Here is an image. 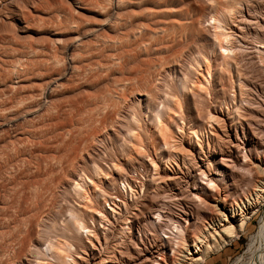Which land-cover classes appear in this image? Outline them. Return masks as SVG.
<instances>
[{
  "label": "rangeland",
  "instance_id": "374dc122",
  "mask_svg": "<svg viewBox=\"0 0 264 264\" xmlns=\"http://www.w3.org/2000/svg\"><path fill=\"white\" fill-rule=\"evenodd\" d=\"M260 12L264 0H0V94L19 90L20 99L35 96L12 113L2 111L7 96L0 98V125L17 119L19 124L7 127L0 155L4 148L11 154L18 148L27 160L18 165L15 154L0 157V208L8 214L0 218V264H113L124 254L133 260L134 250L112 249L121 244V236L131 245L140 239L171 244L168 219L133 216L146 206L167 211L174 203L171 178L198 173L193 168L203 157L196 153L189 123L205 148L209 141V151L240 144L241 126L248 131L250 124L259 129L264 124V69L255 58L261 48L253 47L250 38V28L264 29V17L260 26L250 21ZM229 45L243 71L234 64L225 67L222 48ZM61 77V86L44 96L46 85ZM35 110L43 117L33 122L35 129L33 123L32 128L20 124ZM156 114L165 126L156 123ZM236 131L241 141H235ZM165 136L168 142L173 137L175 149L161 147ZM232 150L243 161V153ZM7 177L20 191L36 186L39 198L24 204ZM247 178L240 171L227 179L240 195ZM193 188L182 195L177 210L197 212L200 222L207 213ZM263 214L232 246L203 264H235L239 257L248 264L250 238ZM78 219L91 234L76 231ZM100 220L104 228L96 223ZM145 222L155 224V235ZM144 230L147 239L141 236ZM105 242L108 246L100 251ZM166 252L171 256L169 248ZM67 255L72 263L64 262Z\"/></svg>",
  "mask_w": 264,
  "mask_h": 264
},
{
  "label": "bare ground",
  "instance_id": "6f19581e",
  "mask_svg": "<svg viewBox=\"0 0 264 264\" xmlns=\"http://www.w3.org/2000/svg\"><path fill=\"white\" fill-rule=\"evenodd\" d=\"M262 13H264V12H262ZM259 14L261 16L254 17L252 20H250L253 25L260 26L259 25L260 24L259 21L262 20L261 18L264 17V14H261V12ZM260 29H258V28H250L251 32H250L249 29L248 30H249L250 36H251V37L250 36L249 37L252 39V42L254 43L253 47L256 48L257 45H258L260 47H257V48H261V51H259V52H261V53H259L260 55L255 57V58H258V60L256 59V61H259L257 63H260V65L264 69V31H262L264 29H262L261 31H260ZM246 41H247V39H246ZM243 44H244V42H243ZM222 49H223V53L225 54L223 56V58L225 60V67H227V69H228V67H230L232 64H234L235 67H237L239 61L237 59L238 57H236V53L234 52V46L232 47L231 45H229L228 47L222 48ZM251 57H249V59ZM252 62H253V60H252ZM252 62H250V63H252ZM248 64H249V62H248ZM27 65H29V64H27ZM260 65L258 66L259 68L261 67ZM238 67H239V65H238ZM29 68H31V67H29ZM237 68H236V70H237ZM237 71L239 73V70H237ZM237 71H235V72H237ZM38 73H39V71H38ZM242 73L244 74L245 72H242ZM48 75H49V73H48ZM67 75H69V77L71 76L68 73H67ZM241 76H242V74H240V79H241ZM260 76H262V75L260 74ZM238 78H239V76H238ZM61 79H62V77L61 78H57V79L54 78V81L52 83H50V85L47 84L46 85L47 87H46L45 91H42V93L44 92L43 93L44 96H46V93L50 95L54 90H56L58 87H60L61 85L59 83V80H61ZM237 80H239V79H237ZM243 89H244V87H243ZM257 89L255 91H257ZM7 92H6V94H4V93L0 94V98H1V95H3V94L5 95V97L7 96V99H5V102L4 101L2 102L1 99H0V101L2 102V103L1 102L0 103L1 104L4 103L2 105V107L4 106L2 111H4L5 113H12L17 108H19V106H22V105L24 106V104H27L30 100H31L30 102H32L35 99L34 94H31L34 97V99H32L33 97L30 94H29V97L31 99L30 98L28 99L27 98L28 94H25V95H27V97L25 96V99L27 98L28 102H27V100L24 102L23 100H25V99H20V98H24V97L21 96L22 95L21 91L18 90V94L20 92L19 95L17 93H15V90H14V92H11V91H9V93H7ZM234 95H236V94H234ZM239 95H240V93H239ZM258 95H260V94L258 93ZM3 96H2V98H3L2 100H4V98H5ZM23 96H24V94H23ZM145 96L149 97L148 94H146ZM242 96L243 95H241V99H242ZM234 97H236V96H234ZM36 98H37V95H36ZM41 98H43L42 95H41ZM243 100L244 99H242V101ZM242 101H241V103H244ZM245 101L247 102L248 99L245 100ZM30 102H29V104H30ZM38 110H39V108H38ZM238 111H239V109H238ZM4 112H2V113H4ZM38 112H40V111H36L35 110L32 113H26L24 118L20 119V120H22L20 122V124L23 125V123H26L25 125L28 124V127L30 128L31 124L34 121L38 120V117L39 118L42 117L41 113H38ZM39 114H40V116H39ZM111 114L112 113L109 114L110 118H111V116H110ZM158 115H157L158 119L156 120V123H157V121H159ZM263 115H264V112H263ZM237 116H238L239 120H241V121L245 120L242 116H240V114L237 115ZM109 117L107 115V118H109ZM17 123H18V119L17 120H11L7 125H0V139L3 138L2 136L4 134L6 135L7 127H8V129H10L12 127L17 128L18 125H19ZM58 123L60 124L59 121H58ZM260 123H262V121ZM260 123L259 124L257 123L260 126V129L256 128V127H253L252 124H250V125H248L249 126L248 127V131L245 130L243 128V126H241V130H242L241 131L242 132L241 135L243 137V140H242V142H240V144L239 143L238 144L237 143H231V144L229 143L230 145L227 147V145L225 146V144H226L225 143L222 147H220V146H219V148L218 147L217 148L213 147L212 151L208 150V148H210V146H211L210 143L208 144L209 141L207 142V148H205V145H203L202 140L199 138L197 130L194 128L192 123H189L188 126H187V129H188L190 135L192 136L191 139L192 138L195 139V142H196L195 145H196V147H198V151H197V148H196V153L198 152V155L203 157V158H200L201 163H200V165H199V163L197 164L198 167L196 165L197 159L194 160V162H196L195 163L196 166L193 165L195 167L193 169L195 170L196 168H198V173L194 174L195 172H193L192 174H190L191 172L189 173V170H188L189 174L188 173H186V174L190 175L189 178H183L182 175H181L182 177H177L178 174L176 175L177 178L172 177L173 180L171 178V181H173V183H172L173 185H172V189H171V195H172V197H174V200H173L174 203L172 204L173 206H171V208H167L168 209L167 211H165L166 210L165 208L162 209L161 207H160L161 209H158V210L154 211L155 209L154 210H153V208H151V209L149 208L148 209V208H146L147 207L146 206L145 207L147 209L146 211H143L145 208L144 209L141 208L142 211L141 212L139 211L140 214L138 213V214H135L133 216L134 217L133 219L137 220V218L139 219V217L145 213L147 219H150V221H151V219H155V218H153V216L154 217L157 216L156 217L157 220H160V221H161L162 218L163 219L164 218L168 219L171 222V227H168V228L166 227V228L169 229V231H171V238L169 236L168 237H164V238L165 239H169L170 238L171 239V244L167 240H166L167 242L156 241V240L154 242H153V240L147 242V241H143V239L142 240L140 239V241L138 240L140 244L134 243V245H131L130 244V239H128V238L126 239L125 236H121V233L123 234V229H122V232L119 233V235L121 236V240H122L121 244L119 243V245H117V246L114 245V247H112V249L114 250V248H118V246H121L123 250L124 249L126 250V252H127V250H129V251L130 250L131 251L134 250L135 251V255H132V257L134 256L133 260H129V259H126L127 256H125V254H124V256L123 255L121 256L124 259L119 260L118 262L115 261V263L112 261L113 264H203L212 255H215L217 253L223 252L228 247L232 246L233 243L236 240H238L241 235L245 234L247 232L248 228H249V225H250L251 221L255 217H257L260 212H262L264 210V124L261 125ZM29 124H30V126H29ZM159 124L164 125V124H162L161 121H159ZM58 126H56V127H58ZM31 128H32V126H31ZM33 128L35 129L34 123H33ZM211 136H213V135H211ZM133 137L136 138V136H132V138ZM234 138H235V141L239 139V132L236 131V133L234 135ZM208 139L210 140L209 136H208ZM163 140H164V143H163V146H161V147H167L168 148V146L171 144L172 148H174V149L176 148L175 147L176 143H175V141H172L173 140L172 136H171V140L169 139V142H168V137L167 136H165ZM211 141H213V139H211ZM20 144H19V147H20ZM14 146H16V145H14ZM14 146L12 145V148H14ZM22 146H23V144H21V147ZM25 147H27V146H25ZM226 147L229 148L230 150L227 151ZM8 149L6 148L5 152L3 150H2L3 152L1 151V154L5 153V156L3 154L0 155V157L2 156L1 158H3V156H4L5 159H9V157L7 158V156L9 154L10 155L15 154L14 157L15 158L18 157L20 159L19 162L17 161L18 165H20V162H22V163L25 162L26 159L24 160L23 158H20L21 157V152L17 151L18 148H17V150L13 151V152H15L13 154H11V152H12L11 150L12 149L8 151L9 154L6 153L7 152L6 150H8ZM25 149H23V150H25ZM232 149H234L236 151V153L237 152L238 153L239 152L243 153V161H241V158L239 156H237V154H235V152H233ZM25 151H24V153H25ZM6 154H8V155L6 156ZM182 154H184V153L181 152V155L180 154L179 155L182 156ZM176 156H178V155L176 154ZM182 158H184V157H182ZM26 162H27V160H26ZM192 162H193V160H192ZM28 166H29V164H28ZM240 171L245 172L247 174L248 178H247V181H246V183L244 185L245 187L243 189V193H241L239 195L237 190L233 189V187H235V186L232 185L233 186L232 187L229 184L227 178H231V176L233 177V175L235 173L240 172ZM17 176H18V174H17ZM30 177H31V175H30ZM7 178L8 179H6L5 181L7 183H11V186H12L11 188L12 189L9 187L11 189V191H13L16 194L19 193V195L22 194L23 197L20 195L21 197L19 196L20 197L19 200L22 201L24 204H25L26 200H27L26 202L28 203V200L30 201V199L32 201L34 198L35 199L39 198V197L36 198L37 196H35L36 193H38V191L35 193V189L37 188L36 186L34 187L32 185L30 187V185H27V187L28 186L30 187V188H28L29 189L28 191L26 190L27 192L25 191V188L20 191L19 188H18V184L15 185L14 184L15 181H13V179H11L9 177H7ZM199 179H201V181H202V183H200V186L198 185V182H197ZM75 185H78V183H75ZM189 187L190 188L194 187L193 189L197 192L194 195V197L197 200V202L199 203L200 207L203 208L206 211V213H207L205 216H203L201 218L199 217L201 219L200 222L197 221L198 220L197 216H199V215H197V212H195L193 210H192L193 212H190L191 211L190 210L189 211L190 213L188 214V213H185L188 210L187 211H183V210H180V209L177 210L178 205H179V201H181V199H183L182 195H184V193L188 191ZM31 188L32 189L35 188L34 190H31V191H33L32 193L30 192ZM130 189H131V187H130ZM130 191L132 192V189ZM183 197H185V195ZM179 207H180V205H179ZM116 208H117V205H116ZM0 209L2 210V213H0V215H1L0 218L1 217H2V219L6 218L8 216V214L6 213L7 211L3 212L5 209L4 210H3V208H0ZM182 209H183V207H182ZM109 211L112 212V214L116 213L113 208H109ZM22 213H26V212H22ZM145 214L143 216H145ZM91 219L93 220V217H91ZM78 220L76 221L77 223L75 224V225H77L76 226V228H77L76 231L79 232L81 230V228H82L84 230H87V232L90 233V230L86 226L85 221H81L80 219H78ZM144 220H145V218H144ZM93 222H95V220ZM135 222H138V221H135ZM96 223L100 226V228H104L103 226L101 227V225H102L101 224L102 223L101 220H100V222L98 221ZM131 223H132L131 221L128 222V224H131ZM145 223H144V226H147V224L148 225L151 224L149 226L153 227V235H155V233H157V230L154 227L155 224L153 225L152 222L146 223V224ZM183 224H185L186 226L184 225L185 227H183ZM140 227L138 226V228H140ZM143 227L141 229H143ZM159 227H161V226H159ZM79 228H80V230H79ZM146 228H148V227H146ZM146 230H144V232L141 233L142 234L141 236H142V238H146L147 239L146 235L148 233H145ZM151 230H147V232H149ZM161 230H163V229H161ZM90 234H89V236H90ZM150 234L151 233L149 232V235ZM153 235L151 234V236H153ZM165 235H166V233H165ZM141 236H140V238H141ZM156 238H157V236H156ZM150 242H152V243H150ZM86 244L90 245L92 247L93 251L96 250L95 249L96 247H95V245H93L91 243V239L90 238H87ZM98 244H99V242H98ZM107 246L108 245H107L106 242H105V246H102L100 244V247L102 248L100 251H102L103 249H106ZM168 248H169V250L172 253L171 256H169L167 254V252H166V250ZM129 251H128V253H129ZM61 253H59V254H61ZM123 253H125V252H123ZM246 253L249 256V263L248 264H264V214L262 215V217L260 219V223H259V227L257 229V232L255 233V235H253L250 238L249 246H248V249H247ZM59 254H58V256H59ZM61 257H62V255H60V258ZM63 258H64V262H68V263H72L73 262V257L70 256V255L63 256ZM243 261H244V259L239 257V259L236 261L235 264H244ZM109 262H111V261H109Z\"/></svg>",
  "mask_w": 264,
  "mask_h": 264
}]
</instances>
